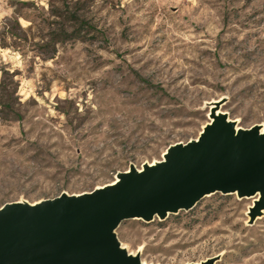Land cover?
<instances>
[{"label": "rangeland", "instance_id": "obj_1", "mask_svg": "<svg viewBox=\"0 0 264 264\" xmlns=\"http://www.w3.org/2000/svg\"><path fill=\"white\" fill-rule=\"evenodd\" d=\"M214 102L264 123V0H0V206L161 161ZM255 199L214 193L115 233L144 264H264Z\"/></svg>", "mask_w": 264, "mask_h": 264}, {"label": "water", "instance_id": "obj_2", "mask_svg": "<svg viewBox=\"0 0 264 264\" xmlns=\"http://www.w3.org/2000/svg\"><path fill=\"white\" fill-rule=\"evenodd\" d=\"M219 106L197 139L169 146L161 161L130 165L91 192L1 205L0 264H144L121 245L118 225L164 220L214 193L257 196L252 224L264 213V126L236 127Z\"/></svg>", "mask_w": 264, "mask_h": 264}, {"label": "bare ground", "instance_id": "obj_3", "mask_svg": "<svg viewBox=\"0 0 264 264\" xmlns=\"http://www.w3.org/2000/svg\"><path fill=\"white\" fill-rule=\"evenodd\" d=\"M262 126H264V123L262 124ZM255 198L257 199V196H255ZM209 262V261H208Z\"/></svg>", "mask_w": 264, "mask_h": 264}]
</instances>
